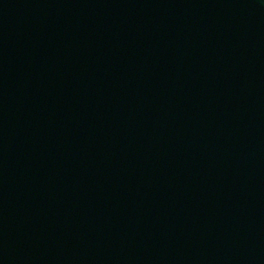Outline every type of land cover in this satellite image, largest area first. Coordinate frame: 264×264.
Masks as SVG:
<instances>
[{
    "label": "water",
    "instance_id": "obj_1",
    "mask_svg": "<svg viewBox=\"0 0 264 264\" xmlns=\"http://www.w3.org/2000/svg\"><path fill=\"white\" fill-rule=\"evenodd\" d=\"M0 264H264V0H0Z\"/></svg>",
    "mask_w": 264,
    "mask_h": 264
}]
</instances>
